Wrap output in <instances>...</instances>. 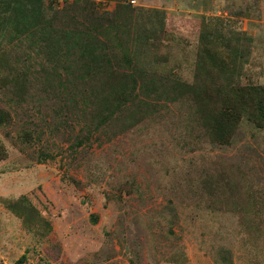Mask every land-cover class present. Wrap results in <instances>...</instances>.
Here are the masks:
<instances>
[{"label": "rangeland", "instance_id": "rangeland-1", "mask_svg": "<svg viewBox=\"0 0 264 264\" xmlns=\"http://www.w3.org/2000/svg\"><path fill=\"white\" fill-rule=\"evenodd\" d=\"M132 1L166 11L168 28L188 40L174 43L185 78H192L200 22L224 17L232 31L253 39L245 72L264 84V0ZM246 7L250 18L234 14ZM37 106L18 115L10 108L13 124L0 129L9 152L0 163V264H15L23 255L26 264H177L180 248L188 257L184 264H217L222 251L230 252L233 264H264V132L244 120L232 146L204 145L184 154L166 134L169 116L145 120L112 141L102 135L70 157L63 119ZM36 127L41 137L27 140L24 133L32 136ZM214 166L241 211L212 210L193 195L197 174ZM133 182L132 190L124 189L131 192L117 198V189ZM106 193L115 196L106 199ZM22 196L49 224L29 223L7 207ZM91 214L99 217L97 225ZM172 214L176 236L168 232Z\"/></svg>", "mask_w": 264, "mask_h": 264}, {"label": "trees", "instance_id": "trees-1", "mask_svg": "<svg viewBox=\"0 0 264 264\" xmlns=\"http://www.w3.org/2000/svg\"><path fill=\"white\" fill-rule=\"evenodd\" d=\"M132 2L0 0V129L13 124L11 109L18 115L31 105L50 103L49 112L63 119L62 129L69 134L70 157L90 149L102 135L112 141L145 120L169 116L172 126L166 134L184 154L204 145L232 146L244 120L264 132V84L245 72L253 45L246 32L232 31L224 17L203 18L192 78H185L174 43L188 40L168 28L166 11ZM112 5V11L106 10ZM234 14L250 18L252 11L246 7ZM29 132L32 136L24 133L27 140L43 133L38 127ZM8 156L0 139V163ZM192 182L193 195L209 209L241 211L216 166L201 170ZM134 187V182L122 185L117 198ZM114 196L106 193V199ZM6 205L29 223L46 222L25 196ZM171 216L168 232L176 236L177 217ZM89 217L97 225L99 217ZM176 255L183 260L174 261L188 262L183 248ZM216 261L233 264L227 251L217 253ZM26 263L23 255L15 264Z\"/></svg>", "mask_w": 264, "mask_h": 264}]
</instances>
